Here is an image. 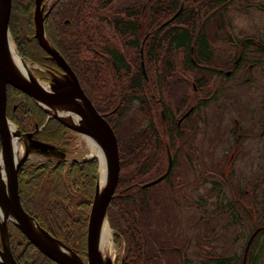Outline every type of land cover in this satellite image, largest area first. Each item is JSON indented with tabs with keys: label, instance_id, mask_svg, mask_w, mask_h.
Returning a JSON list of instances; mask_svg holds the SVG:
<instances>
[{
	"label": "trees",
	"instance_id": "1",
	"mask_svg": "<svg viewBox=\"0 0 264 264\" xmlns=\"http://www.w3.org/2000/svg\"><path fill=\"white\" fill-rule=\"evenodd\" d=\"M203 1L141 0L125 7L117 5L119 0L44 2L45 13H48L45 17L47 39L75 71L83 91L98 113L105 117L117 136L123 134V138L118 139L120 180L115 198L108 207V219L115 232L116 246L120 248L125 243L124 264H185L183 246H177L174 232L169 236L170 227L154 217L156 207L167 203V192L162 190V183H168L170 192L175 193L173 179L179 176L176 173L177 164L160 184L149 189L142 188L164 175L168 168L166 149L170 146L173 152L174 143L163 139L162 134L159 136L160 129H144V121H139L142 120L139 115L143 113V116L149 117L151 124L157 122L154 119L156 115V120L164 125L157 99L160 95L163 98L166 88L169 90L173 87V84L168 87V80L173 78L176 71L172 63L173 59L176 61V52L180 55L185 49L186 61L182 62V55L178 59L180 57L188 73L197 78L204 69L202 65L212 61L213 52L208 35L202 31L199 36H195L194 13L187 7ZM182 2H185L186 7H183L181 14L164 25L165 20L169 21L179 11ZM11 10L10 20L17 28L15 39L19 41L20 55L56 75L46 65L59 66L35 40V0H13ZM148 16L153 18V36L142 46L140 35L146 34L148 30L144 28L140 31L139 28ZM181 25L186 28L182 29ZM141 50H144L145 66L148 68L147 78L141 68ZM157 61H162L161 64L165 66L159 68ZM37 74L42 81L47 82V74L40 71ZM59 76L64 77V74ZM192 82L190 78L189 87ZM9 85L10 107L7 117L22 133L28 134L34 128L33 123L37 121L39 126L43 125L48 115L24 90L17 85ZM209 85L196 82L198 91L194 87L190 91L192 119L212 99L205 100L199 96ZM167 94L169 98L174 95ZM14 107L17 109L14 110ZM133 107L137 115L127 125L124 121ZM196 128L194 123V135L198 131ZM45 130H52L51 139L60 140L61 143L62 137L68 140L70 130L56 120H51ZM145 130L147 137L144 136ZM57 143L60 144L59 141ZM149 147L151 151L148 152ZM1 148L0 138V153ZM146 152L155 153L150 165L145 164ZM99 169L98 158L84 161L47 159L41 164H25L18 176L24 210L44 230L68 245L84 260L87 259V229ZM171 212L172 208L169 216H172V223L178 226L180 221ZM9 234L12 255L18 264H55L13 223L9 226Z\"/></svg>",
	"mask_w": 264,
	"mask_h": 264
},
{
	"label": "flooded vegetation",
	"instance_id": "2",
	"mask_svg": "<svg viewBox=\"0 0 264 264\" xmlns=\"http://www.w3.org/2000/svg\"><path fill=\"white\" fill-rule=\"evenodd\" d=\"M209 1V0H208ZM231 1L232 0H222L221 5L218 4L216 0L212 3V8L209 9L206 17H203L205 15L204 6L205 5H199L198 3L194 5L187 6L194 14H193V23H197L198 28L196 29V25L194 24V30L193 33H195V36H199L201 32L207 33L208 40L211 49L213 52V58L212 61H209L208 65H202L203 70L198 75V78L196 76L192 75V85L197 90L196 82L197 83H207L209 78L212 77L211 80H227L230 78H233L235 76H242L243 78H251L254 73H264V36L262 35V31L264 29V0H233L232 3H237L240 7H242L241 10H244L246 19L249 21V24H243L242 26L239 24H236L231 17L232 11L230 10L231 7ZM13 3V1H12ZM207 3H211L210 1ZM205 3V4H207ZM50 4V2H49ZM181 6L186 7L185 2L181 3ZM180 6V8H181ZM211 7V5L209 4ZM215 6V7H214ZM209 7V8H210ZM12 8V6H11ZM261 15L262 18H255L254 15L257 14ZM12 14V11H11ZM11 14L9 17V23H8V31L10 33L11 39L14 42L17 51L19 52V44L15 39V34L17 32V28L13 26V21L11 19ZM202 18V25L199 26L200 18ZM152 17L148 16L144 19V21L147 22V24L143 21L140 25L139 30L142 31L144 28L148 32L146 34L142 33V36L140 35V39L142 40V46L143 44L152 38L153 33V27L151 25ZM164 21V20H163ZM168 20H165L163 22L166 23ZM182 29H185L186 26L181 25ZM196 29V32H195ZM251 30H257L260 35H257L256 33H249L252 32ZM213 33V37H210V33ZM213 46V48H212ZM31 47V46H30ZM218 49V50H217ZM217 54L215 55L214 53ZM142 62H141V68L142 64H144L145 68V60H144V50H141L140 57L142 56ZM182 55V62L186 61V55H185V49L181 52ZM181 62V63H182ZM41 66V65H40ZM47 67H49L51 70H53L56 75H62L64 74V71L59 67L56 68L52 64H47ZM183 66V63H182ZM46 72L49 71L45 67H43ZM143 70V68H142ZM37 71L43 72L41 69H37L34 71V73L37 74ZM146 71V68H145ZM144 73V72H143ZM39 74V73H38ZM37 74V75H38ZM145 77L147 78V74L144 73ZM174 74L173 79L171 80V83L173 84V87L169 89L170 91H174L173 93L175 95L172 96L173 98V104L172 105H166L164 103V99L161 97H158L157 104L160 110V115L162 116V120H164V125H161V122L159 120H156V115H154L155 122L154 124H151L150 121H148L149 117L143 116L142 121L143 122V128L144 129H160L161 133H159V136L162 134L163 139H166L168 141H173V152L169 146V148L166 149L167 152V163L169 158V153L172 155V163L177 164V166L180 165V163H184L188 166V169H193L194 164L193 161L196 158V142L193 140L194 136V122L192 119V100H191V94H190V74L188 73V68L184 67L182 70ZM48 82V79H47ZM11 83H7L8 85V93L10 91V85ZM82 86V85H81ZM7 93V95H8ZM170 93V94H172ZM181 93L182 98L179 97V94ZM206 95V94H204ZM203 97V96H202ZM205 100L207 97H203ZM89 99V98H88ZM90 101V100H89ZM10 96L8 95V101H7V113L10 106ZM93 103V102H92ZM153 106V105H152ZM189 107V110L185 111L186 108ZM17 107H14V110H16ZM234 111H232L233 113ZM263 116H264V108L262 109ZM143 115V113H141ZM166 114H168V117H166ZM252 111L248 110L247 115L249 116V120L242 121L241 117L232 116V122H229L227 125V128H225V133H227V136H230L225 142L222 144L220 142L217 143V145H220L217 147V145L211 146V153H215V148H218L221 151V155L219 157V162L214 163L213 166L208 170L207 169V176L210 177L212 183V187L215 188L217 193L219 194V200H212L214 202L213 206H211L210 210L212 213V219L216 218L215 214L218 212L226 213L230 217V224L233 228H236L237 226L240 229H243V231H246V228H248V234L249 238L247 242L245 243V249L240 251L236 250V241L238 239V233L235 234V239L233 240L235 249L234 251H230V254H228L226 251H217L216 253L213 251L207 252V247L203 245L205 243L206 237L204 236V231L201 229L200 226L196 225V221L192 222L191 225H188L192 229H199V231H202L197 236L200 240L203 241L202 249L203 253H199L203 257V264H207L208 262L210 264H264V245H260L256 243L259 237L264 235V195L262 193L263 188V182L261 180V159H260V148H259V137H258V130H257V120L255 119L254 115H251ZM54 120L50 118V120L47 117L46 122L39 126L38 122L36 121L33 123L34 128L30 129L27 133H33L34 139L37 141H41L47 144H53L55 147L59 148V150H63L65 153L69 152L71 149V140L70 136L74 133L73 131L69 132L68 140L64 139L66 137H62V143L60 140V144H58L56 139H51L53 137L52 130L46 131L48 123ZM264 120V119H263ZM245 122V123H244ZM224 122L221 124V127H223ZM232 128H231V126ZM220 127V128H221ZM223 129V128H222ZM221 129V130H222ZM144 132V136L147 137V131ZM65 132V131H64ZM235 134V135H234ZM262 134L264 135V129ZM45 136L49 137L50 139L46 138ZM63 136H65L63 134ZM149 137V136H148ZM186 138L187 140H184ZM249 144V141H252V149L250 150V147L246 149L247 142ZM68 145V146H67ZM168 145V143H167ZM69 147V148H67ZM150 148V147H149ZM60 150V151H61ZM251 151V152H250ZM146 157V165H150L149 158L151 157L150 153H145ZM144 155V156H145ZM68 157V155L66 154ZM150 156V157H149ZM250 160V164L248 163L249 168L251 165L253 166L254 170V177L246 178L245 175L240 174V170H238L240 175L236 174L235 166L237 165L239 160ZM64 160H69L68 158H65ZM44 161H30L28 162L29 165H36L41 164ZM169 165V163H168ZM264 165V163H263ZM172 166V168H173ZM191 167V168H190ZM172 170V169H171ZM193 171V170H192ZM186 175H179L180 182L183 178H185ZM151 182V181H150ZM148 184V183H147ZM149 189V188H147ZM212 190V188H211ZM209 193V197L211 195H217L214 194L215 190L213 192ZM206 197L203 195L198 198L196 201L194 197H191L190 195H185L182 204L186 207L193 208L195 207L199 211H203V205L202 203L205 202ZM205 204V203H203ZM176 205V203H175ZM206 205V204H205ZM177 206V205H176ZM218 215V214H217ZM259 217L258 220H256ZM179 219V218H178ZM180 221V220H179ZM198 221H204V217L201 215L200 220ZM208 221V219H206ZM252 223H260L258 226L255 227V230L250 232V227ZM170 226V233L169 236L172 235L176 237V239L181 241L183 243V251L184 255L183 258L185 259V264H202V262H197L192 258L191 253V240L185 236L182 239H180V233H178L180 230V222L178 226ZM249 225V226H248ZM187 230V229H186ZM234 231V230H233ZM114 239V238H113ZM173 239V238H172ZM252 240V241H251ZM251 241V243H250ZM250 243V244H249ZM256 243V244H255ZM185 244V245H184ZM119 249L123 250V257L121 260V264H124V255H125V243L123 246H121ZM213 255V256H210ZM196 257V255H195ZM200 258V256L198 255Z\"/></svg>",
	"mask_w": 264,
	"mask_h": 264
},
{
	"label": "water",
	"instance_id": "3",
	"mask_svg": "<svg viewBox=\"0 0 264 264\" xmlns=\"http://www.w3.org/2000/svg\"><path fill=\"white\" fill-rule=\"evenodd\" d=\"M13 0H0V138L2 142V150L0 153V207L3 210L10 212L12 219L0 221V256L5 258V261L0 264H18L15 256L12 255L10 245L9 226L14 224L17 229L24 234L28 240L37 247V249L47 256L55 264H103L101 261V251L99 250V233L102 224L108 219V207L114 200V195L117 191V186L120 180L121 173V156L119 154L118 137L114 133L111 125L106 121L96 110V107L89 101L83 91L80 81L72 70L70 65L65 61L63 56L53 48L47 39L45 29L46 14L43 3L45 0H35L34 12V30L35 40L39 42L43 51L49 54L50 58L65 72L64 77H58L54 73L48 71L49 85L51 91H47L41 83L37 82L33 74L27 77L23 76L8 61V31L9 17L11 14V6ZM182 6L172 19L164 25L172 22L177 18L183 10ZM143 57V55L141 56ZM143 72L146 73L144 64H142ZM39 80V79H38ZM14 84L29 94L36 105L48 115V119H55L60 124L64 125L71 131L79 135L87 136L92 140L98 141L101 145L104 154L107 157L109 172L108 181L103 190L99 187V179L96 184V192L94 201L91 207L89 216L88 235H87V259H82L68 245L54 238L49 232L44 230L41 225L26 212L20 202L19 180L18 176L20 169L31 160L34 154L52 156L56 155V160L63 161L65 154L54 145L44 142H39L34 139V134H24L17 129V137L24 138L27 142L28 152L16 163L14 159V141L9 135L8 124L12 123L7 117V101H8V85ZM72 117L77 118V122L72 120ZM79 121V122H78ZM55 156V157H56ZM99 160V156H95ZM94 157V158H95ZM4 163V169L7 175V186L2 178L1 165ZM168 169L159 179L149 182L142 188L147 189L166 179L170 175L172 169V155L169 153ZM101 168V166H100ZM100 172V170H99ZM99 177V175H98ZM10 191L7 192V191ZM6 235V236H5ZM252 241V240H251ZM250 241V243H251ZM249 243V244H250ZM62 248L68 253L62 251Z\"/></svg>",
	"mask_w": 264,
	"mask_h": 264
},
{
	"label": "rangeland",
	"instance_id": "4",
	"mask_svg": "<svg viewBox=\"0 0 264 264\" xmlns=\"http://www.w3.org/2000/svg\"><path fill=\"white\" fill-rule=\"evenodd\" d=\"M52 1V0H51ZM141 0H119V2L117 3L118 6L121 7H125V6H129L130 3L132 5L138 3ZM211 2V3H207V2ZM205 0L202 3H200L199 5H205L204 6V10H205V15H203V17H206L207 14H209L208 10L212 8V3L214 0ZM218 2L219 5H221L222 0H216ZM233 1V0H232ZM231 1V3H232ZM207 3V4H205ZM209 4L211 5V7L209 6ZM210 7V8H209ZM215 7V6H214ZM242 7H240L237 3H232L230 10L233 12L231 17L233 18L234 22L236 24L239 25H243V24H249V21L246 19L245 13L243 12L244 10H241ZM257 14V13H256ZM255 18H262V16L259 14L254 15ZM200 18V20L198 22H200L199 26L201 27L202 25V18ZM196 25V29L198 28L197 23ZM195 29V32H196ZM252 32H248L249 33H256L257 35H260L259 32L257 30H251ZM210 33V37H213V33ZM262 35L264 36V29L262 31ZM210 41V40H209ZM13 42V41H12ZM14 43V42H13ZM15 45V44H14ZM213 48V46H212ZM218 50V49H217ZM217 50L216 53H214L215 55L217 54ZM18 52V51H17ZM214 52V51H213ZM20 54V53H19ZM181 55V53H180ZM179 52H176V61L173 59L174 65L176 66V71L174 74L179 73L183 66L182 64L180 65L179 63H181V59L178 56ZM21 56V55H20ZM218 56V54H217ZM23 59V58H22ZM25 62H29L28 60L23 59ZM66 61V60H65ZM32 68V72L39 69L38 66L33 65L31 62H29ZM161 62L157 61V65L159 66V68H162L163 64H161ZM167 67H168V61H167ZM71 67V66H70ZM146 68V66H145ZM41 69V68H40ZM75 72V71H74ZM148 73V68H146V74ZM76 74V73H75ZM65 75V72H64ZM77 76V75H76ZM177 76V75H176ZM175 76V77H176ZM51 77V76H49ZM78 78V77H77ZM190 78H192V76L190 75ZM173 78H170L168 81L170 82V84L168 85V87H170L172 85L171 80ZM211 78H209V80L207 81V84L209 85V88L204 89V92H201L199 94L200 97H207L206 100H209L210 98V102H208V106L205 108H201L199 109V111L193 115V122L196 124V129H198V131L195 133V135L193 136V140L196 142L197 146H196V158L193 161L194 167L193 169H188V166L185 165L184 163H180V165L178 166V169L176 168V173L178 175H186L185 178H183L180 182L179 176L175 177L173 179V183L176 184V190L175 193H173L172 191L170 192L169 187H168V183L164 184L162 183L161 187L163 191H166L167 193L165 194V198L167 200V203H161V206H157L156 209L154 210V217L160 219V222L165 223V225L173 226L172 224V216H169V210L170 208H172V214L174 216H177V219L179 218L180 220V230L178 233H180V237L185 236L188 237L191 240V253L190 256L192 255V258H194V260H196L197 258V262H202L203 264V255L201 256L199 253H203V249H202V244L203 241L199 239V237L197 236V232L198 234L201 233L202 231H199V229H192L191 227H189L188 225H191L192 222L196 221V225L200 226L201 229L204 231V236L206 237L205 239V243L203 245H205L207 247V252L211 251V253L214 251L215 253L217 251H226L228 254H230V251H234L235 249V245L233 240L235 239V235L234 232H236L235 234L238 233V239L236 241V250L242 252L243 249H245V243L247 242L248 238H249V234H248V228H246V231L244 232L243 229H240L238 226L236 228H233L230 224V217L228 214L223 213L222 212H218L217 214H215L214 219H212V215L214 213L211 212L210 208L211 206H213L214 202L212 200H219V194L217 193V191L215 190V188L212 187L211 183V179L210 177H208L207 174V169L209 170L213 164L216 162H219V157L222 154L221 151L218 148H215V153L212 152L211 153V146L212 145H217L218 142H220L221 144L223 142H225L228 138H230V136H227V133H225V128H227V125L229 122H232V116H236V117H241L242 121H245L250 119L249 116L247 115V111L251 110L252 114L255 116V119L257 120V130H258V137H259V148H260V159H261V180L263 182V188H262V193L264 195V135L262 134L263 129H264V116H263V112L262 109L264 108V73H254V75L251 76V78H243L242 76L240 77L235 76L233 78L227 79V80H211ZM79 81V80H78ZM81 85V84H80ZM192 86V87H191ZM82 87V86H81ZM190 91L193 88V85L190 84ZM83 89V88H82ZM175 93L174 91H170L168 90V88H166V90L164 91V103L167 105H172L173 104V98H169L167 93ZM8 93V92H7ZM86 94V93H85ZM206 94V95H204ZM87 96V95H86ZM198 96V97H199ZM179 97L182 98L181 93L179 94ZM202 97V98H203ZM183 99V98H182ZM192 105V104H191ZM189 110V107L186 108L185 111ZM232 111H234L232 113ZM137 111L134 109V107L130 110V113L128 114V117L125 119L124 122H126L127 125H129L130 123V119L133 120L134 116L137 115L136 114ZM140 119H143V115L140 114ZM55 120V119H54ZM142 121V120H139ZM12 122V121H11ZM224 122L223 127H221V124ZM13 123V122H12ZM245 123V122H244ZM231 126V125H230ZM221 127V128H220ZM223 128V129H222ZM232 128V126H231ZM222 129V130H221ZM122 134V133H121ZM117 136L118 139L123 138L122 135ZM235 135V134H234ZM88 137L87 136H81L79 134H76L75 132L72 134V136H70V140H71V149L69 152L65 153L64 151V158H68L69 160H73V159H77L80 161H84V160H88L90 158H92V148L91 146L88 144ZM184 140H187L186 138H184ZM119 141V140H118ZM246 149H248V147H250V150L252 149V141H248L246 142ZM220 145H217V147ZM151 151V147L148 149V152ZM251 152V151H250ZM66 154L68 155V157L66 156ZM149 154V153H148ZM155 153H151L150 155L151 157L149 158V160L152 158V156ZM56 155H52V156H46V155H39V154H34L31 157L30 161H44L45 159H52V158H57L58 156ZM97 156V155H95ZM93 156V157H95ZM96 158V157H95ZM251 158L249 160H239L238 164L239 166H235V170H236V174L237 175H245L246 178L249 177H254V170H253V166L251 165V167L249 168L248 163L250 162ZM29 161V162H30ZM250 164V163H249ZM191 168V167H190ZM240 170V174L238 172V170ZM193 170V171H192ZM99 175V174H98ZM156 180V179H155ZM212 188V190H211ZM172 189V188H171ZM174 190V188H173ZM213 192V190H215V192H213L214 194L217 193V195H211L209 197V193L208 191ZM212 194V193H211ZM185 195H190L191 197H194V199L197 201L198 198L200 196L203 195L206 197V200H204L205 204L202 203L203 205V211H199L197 210L195 207L190 208V207H186L185 205L182 204V200L184 198ZM171 199L176 203V205H173V203H171ZM21 202V200H20ZM22 203V202H21ZM23 206V205H22ZM163 206V207H162ZM204 217V221H198V219L200 220V216ZM206 219H208V221H206ZM259 217L256 219L258 220ZM157 222V221H156ZM158 223V222H157ZM258 223H252L251 222V227H250V232L255 230V227L258 226ZM249 226V225H248ZM165 227V226H164ZM166 228V227H165ZM111 229V228H110ZM187 229V230H186ZM171 230V229H170ZM234 230V231H233ZM113 233V238L115 235V232L112 230ZM183 237H181L180 239H182ZM114 240V239H113ZM115 243V240H114ZM258 244L257 247H259L260 245H264V235H262L261 237H259V239L256 242ZM255 243V244H256ZM183 243L181 241H179L177 243V246L180 247L182 246ZM185 245V244H184ZM115 247H116V264H121V260L123 257V250L119 249L116 246L115 243ZM196 255V257H195ZM198 255L200 256V258L198 257ZM213 256V255H210ZM264 262V259H263ZM207 264H210L209 262Z\"/></svg>",
	"mask_w": 264,
	"mask_h": 264
},
{
	"label": "bare ground",
	"instance_id": "5",
	"mask_svg": "<svg viewBox=\"0 0 264 264\" xmlns=\"http://www.w3.org/2000/svg\"><path fill=\"white\" fill-rule=\"evenodd\" d=\"M8 46H7V53H8V61L14 65V67L18 70L19 73H21L23 76L27 77L29 74H33L37 80V82L41 83L42 80L40 77L32 72V68L29 62H25L22 57L20 56L19 52H17L16 46L12 42L11 36H8ZM39 79V80H38ZM41 85L47 90L51 91L50 85H47L45 83H41ZM72 120L74 122H77L76 117H72ZM79 122V121H78ZM8 131L9 135L14 141V159L16 160V163L20 162L22 158L27 154L28 152V145L27 142L24 141V138L17 137V129L13 123L8 124ZM88 144L91 146L92 151V157L97 155L100 158V172H99V187L101 190H103L107 184L108 181V172H109V166L107 157L104 154V151L101 147V145L96 140L88 139ZM1 170H2V178L6 183L7 186V175L6 170L4 169V163L1 162ZM7 192L10 193L8 190ZM12 214L8 211L5 212L2 207H0V221H9L12 219ZM98 241H99V250L101 251V258L103 264H116V247L113 240V233L110 229L109 219H106L104 223L102 224V227L100 229ZM6 236V235H5ZM62 251L65 253H68V251L64 250L62 248ZM5 261V258L0 256V262Z\"/></svg>",
	"mask_w": 264,
	"mask_h": 264
}]
</instances>
